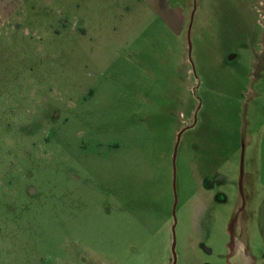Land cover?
Masks as SVG:
<instances>
[{"label": "rangeland", "instance_id": "1", "mask_svg": "<svg viewBox=\"0 0 264 264\" xmlns=\"http://www.w3.org/2000/svg\"><path fill=\"white\" fill-rule=\"evenodd\" d=\"M2 12L0 264H264V0Z\"/></svg>", "mask_w": 264, "mask_h": 264}, {"label": "crops", "instance_id": "2", "mask_svg": "<svg viewBox=\"0 0 264 264\" xmlns=\"http://www.w3.org/2000/svg\"><path fill=\"white\" fill-rule=\"evenodd\" d=\"M53 1H55V0H53ZM163 1H166V0H163ZM163 4H164V2H163ZM163 4L161 3L162 6H163ZM4 17L5 16H4L3 12H2L0 14V27L4 25V22H5V18ZM260 179H261V181H260L261 186H263V188H264V164H263V168L261 170V178ZM263 201H264V199H263ZM262 224H263V229H264V221L262 222ZM239 227L241 229H243V236H244V238L248 239L247 236L245 235V231H247V226L246 225L245 226L244 225L242 226V224H240ZM233 238H234V246L237 247V249L238 248H245V242L243 241V239L238 238L236 235H233ZM263 238H264V233H263ZM237 254H239V252H236V254H234V255L237 256ZM243 257H244L243 258L244 260H249V263L255 264L254 261H251V258L248 255H244Z\"/></svg>", "mask_w": 264, "mask_h": 264}, {"label": "flooded vegetation", "instance_id": "3", "mask_svg": "<svg viewBox=\"0 0 264 264\" xmlns=\"http://www.w3.org/2000/svg\"><path fill=\"white\" fill-rule=\"evenodd\" d=\"M218 179L220 181H222V178H220L219 175L206 176L205 177V181L203 182L204 189L206 191L210 190L213 187V185H212L213 183L212 182H214V180H218Z\"/></svg>", "mask_w": 264, "mask_h": 264}, {"label": "water", "instance_id": "4", "mask_svg": "<svg viewBox=\"0 0 264 264\" xmlns=\"http://www.w3.org/2000/svg\"><path fill=\"white\" fill-rule=\"evenodd\" d=\"M189 52H190V47H189ZM173 249H174V239H173L172 251Z\"/></svg>", "mask_w": 264, "mask_h": 264}]
</instances>
